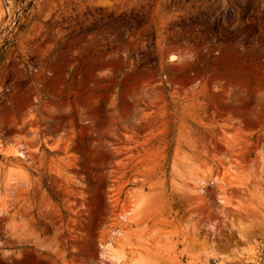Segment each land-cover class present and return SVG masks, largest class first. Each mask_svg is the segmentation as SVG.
I'll use <instances>...</instances> for the list:
<instances>
[{"label":"rangeland","instance_id":"rangeland-1","mask_svg":"<svg viewBox=\"0 0 264 264\" xmlns=\"http://www.w3.org/2000/svg\"><path fill=\"white\" fill-rule=\"evenodd\" d=\"M108 243L264 264V0H0V264Z\"/></svg>","mask_w":264,"mask_h":264},{"label":"bare ground","instance_id":"bare-ground-1","mask_svg":"<svg viewBox=\"0 0 264 264\" xmlns=\"http://www.w3.org/2000/svg\"><path fill=\"white\" fill-rule=\"evenodd\" d=\"M174 60H179L178 59V57H175V56H171V57H169V62H172V61H174ZM18 156V157H22L23 158V154L22 153H20V152H17V153H13L12 152V156ZM208 177H206V175L205 176H203V177H201V178H190V180H191V184H189L190 186H187L190 190H192L193 192H201L202 191V189H203V185L204 184H206V179H207ZM219 182V181H218ZM218 185V184H217ZM222 200V199H221ZM222 202V201H221ZM224 202V201H223ZM129 213V212H128ZM129 215V214H128ZM130 216V215H129ZM120 218L121 219H123V220H128V218H127V215L125 216V215H120ZM129 220H131V219H129ZM126 225V224H125ZM104 249H105V252H103V253H101V256L102 257H104V258H106L109 262H113L114 264H121V261H120V259H121V257H116L115 255H113V247H112V245H111V243H108V244H106L104 247H103ZM247 259V261H250V262H252V259L251 258H246ZM245 259V260H246ZM102 264V263H101Z\"/></svg>","mask_w":264,"mask_h":264}]
</instances>
